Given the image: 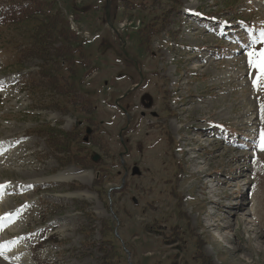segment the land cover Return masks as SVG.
Listing matches in <instances>:
<instances>
[{
	"label": "rangeland",
	"instance_id": "374dc122",
	"mask_svg": "<svg viewBox=\"0 0 264 264\" xmlns=\"http://www.w3.org/2000/svg\"><path fill=\"white\" fill-rule=\"evenodd\" d=\"M105 5L0 0V264H264V0Z\"/></svg>",
	"mask_w": 264,
	"mask_h": 264
},
{
	"label": "bare ground",
	"instance_id": "6f19581e",
	"mask_svg": "<svg viewBox=\"0 0 264 264\" xmlns=\"http://www.w3.org/2000/svg\"><path fill=\"white\" fill-rule=\"evenodd\" d=\"M200 108V107H199ZM201 109V108H200ZM197 110V109H196ZM201 111V110H200ZM202 113H204V112H202ZM176 121L179 123V119L178 118H176ZM200 123H204L203 121H200ZM197 128V126H194V125H192V126H190V128L188 129V131L190 132L192 129H193V131H194V129H196ZM9 133V132H8ZM188 133V132H187ZM193 133V132H192ZM12 135V134H11ZM12 137V136H11ZM10 136H9V134H6L3 138H2V140H1V144L3 145V144H5V142L6 141H9L8 139H10L11 138ZM200 140V139H199ZM190 141V139L189 138H187L186 139V142H189ZM7 143V142H6ZM10 150L11 152L10 153H13L14 154V156H15V153H16V149H14L12 146H6V145H4V150ZM2 152V151H1ZM24 155V154H23ZM28 155V154H27ZM7 160H9V158L7 159ZM13 160V159H12ZM11 160V161H12ZM25 163V162H24ZM7 164V163H6ZM11 164V163H10ZM77 172V171H76ZM71 173H73L74 174V176H71L72 174ZM78 173H80V172H78ZM71 174V175H70ZM75 174H77V173H75L74 171H73V169H69V171H67V172H64V173H59V174H57L56 176H54V177H52L50 180H48V182H52V183H65L66 181H69V180H71V179H79L78 177H80L79 175L78 176H75ZM205 173L202 171V170H199V171H197V172H195L194 174H193V177L194 178H202L203 179V176L205 177ZM213 191L211 190L210 192H209V195L210 194H212V196H214V197H216V200H211V199H209L208 198V201H207V203H208V205H212V206H214V207H216V210H218V211H221L222 209H223V211H225V208L223 207V206H221L220 204V201H221V198H220V196H219V193L218 192H213ZM237 196H234V198H236ZM231 211H233L234 210V212L236 211L235 210V208L234 207H232L231 209H230ZM217 212V211H216ZM216 212H213V211H211V213L213 214V215H215L216 214ZM238 212V211H237ZM212 215V216H213ZM213 219V218H212ZM208 220H210V221H208L207 223H206V228L208 229V230H211V231H213V230H215V229H218V233H219V236L220 237H222L223 236V234L224 233H226V231L230 228V224H226V225H222L218 220H216V223H212V221H211V219H208ZM244 221H245V225H247V233L248 234H251V235H253V240H255V241H257V242H259L260 243V245L262 246L261 248H263V245H264V233H263V231H262V229H261V231H259L258 232V230H256V227H257V225H256V223L253 221V219H251V217H249V215L247 216V219L245 218L244 219ZM223 223V222H222ZM225 224V223H224ZM215 227V228H214ZM221 239V238H220ZM264 249V248H263ZM241 250L240 249H236L234 252H233V254L234 253H237V252H240ZM235 257V256H234ZM233 261H237V262H239L240 261V259H237V258H234V260Z\"/></svg>",
	"mask_w": 264,
	"mask_h": 264
},
{
	"label": "snow or ice",
	"instance_id": "6c2138e0",
	"mask_svg": "<svg viewBox=\"0 0 264 264\" xmlns=\"http://www.w3.org/2000/svg\"><path fill=\"white\" fill-rule=\"evenodd\" d=\"M261 36L264 37V33H261ZM248 56L249 66L255 67L261 73V76L258 78V81L254 82L253 84L254 87H258L259 81H264V52L250 51L248 53ZM262 150H264V145H262Z\"/></svg>",
	"mask_w": 264,
	"mask_h": 264
},
{
	"label": "water",
	"instance_id": "95a60500",
	"mask_svg": "<svg viewBox=\"0 0 264 264\" xmlns=\"http://www.w3.org/2000/svg\"><path fill=\"white\" fill-rule=\"evenodd\" d=\"M108 9H109V2L107 0L106 9H105L106 10V19H107L108 24L110 25V23H109ZM135 66H136V64H135ZM87 133H89V131H87ZM97 160H98V157L97 156L93 157V161L96 162ZM138 174H139L138 170L136 168H134L132 170V175H138Z\"/></svg>",
	"mask_w": 264,
	"mask_h": 264
}]
</instances>
